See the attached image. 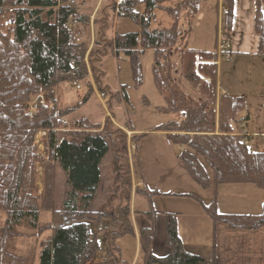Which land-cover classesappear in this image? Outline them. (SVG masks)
I'll return each instance as SVG.
<instances>
[{
  "label": "trees",
  "instance_id": "1",
  "mask_svg": "<svg viewBox=\"0 0 264 264\" xmlns=\"http://www.w3.org/2000/svg\"><path fill=\"white\" fill-rule=\"evenodd\" d=\"M168 1H173L165 7L173 24L152 27L156 8ZM202 1L205 0L113 1L110 7L114 13L131 18L140 30L108 38L105 30L97 27V11L92 23L93 46L89 48L91 15L81 13L75 1L0 0V264H35L37 260L38 264H90L100 250L98 232L106 233L111 249L118 237L134 233L132 194L135 191V196H150L152 192L133 184L137 163H132L128 155L127 134L109 119L104 124L86 117L68 120L78 106L61 108L56 103L55 90L60 83L84 81L89 95L94 90L88 80L91 73L94 84L101 88L103 58L110 53L122 52L131 60L139 86L140 55L153 50L154 81L164 95V104L158 109L182 114L180 121H168L157 129L184 146L179 154L180 165L199 185L209 187L211 183L215 190L221 185L240 184L264 188V151H252L241 128L242 121L247 120L239 117L246 108V98L218 95L219 68L211 62L215 52L180 42L188 34L181 30L182 16L198 14ZM225 1L221 27L230 32L234 4L233 0ZM140 3L145 6L143 12L136 10ZM72 19L78 26L65 27ZM253 31L258 36V54L264 55V0L255 1ZM98 44L101 48L97 49ZM122 92L120 98L114 97L127 102L124 87ZM40 94L52 105L39 102L38 112L29 114L26 105ZM124 125L128 131L132 128L129 121ZM67 127L73 129V137L64 132ZM40 130L47 132L45 161L38 156L34 140ZM118 135L121 144L113 162L114 191L119 201L111 211H98L94 201L101 185L100 165ZM131 138L135 141L137 135ZM58 162L68 183L62 209L56 207ZM39 164L43 168L40 193ZM203 207L213 224L223 223L231 229L264 228V204L260 214L218 213L214 203ZM42 211L51 214L46 223L40 222ZM147 216L151 224L139 231L143 264H215L214 242L209 260L183 247L176 214H166L168 253L154 254L151 246L156 235L155 215L148 212ZM105 220L109 224L103 226ZM24 228L40 236L49 233L37 254L24 256L9 250L10 240L24 236ZM113 257L102 264H124L119 257Z\"/></svg>",
  "mask_w": 264,
  "mask_h": 264
},
{
  "label": "rangeland",
  "instance_id": "2",
  "mask_svg": "<svg viewBox=\"0 0 264 264\" xmlns=\"http://www.w3.org/2000/svg\"><path fill=\"white\" fill-rule=\"evenodd\" d=\"M113 1L125 0H75L81 13L92 15L94 11V14L99 11L96 16L98 19L97 27L104 29L108 38H112L116 34L138 32L140 30L139 25L131 18L118 16L114 13L110 7ZM215 3L216 0L202 1L198 14L190 18L182 16L180 27L183 33L187 32L188 34L184 38L182 36L180 42L187 44L189 47H201L215 52L218 25ZM172 4L173 1H168L163 4V7L156 8L152 27H170L173 24V19L165 8ZM225 4H223V10L226 7ZM144 9L143 3L138 4L136 8L139 12H143ZM90 18L92 23L93 17ZM188 21H190V25ZM189 26L191 29H189ZM90 28L91 42L89 48H92L93 27L90 26ZM86 31L88 32V28ZM96 48H101V46L99 45ZM139 59L141 65V83L139 86H137V78L131 60L120 52L119 55L110 53L103 58L101 88L94 84L93 76L90 73L88 80L92 83L94 90L89 95V86L84 81L80 82L82 85L81 90L75 89L73 84L67 82L60 83L55 90L56 103L59 107L78 106V109L67 118L68 120L86 117L93 123L104 124L109 119L127 134L129 138L127 143L128 155H132L130 156L132 163H137L136 172L133 173V184L139 186L137 184L141 183L140 190L152 192L150 196L140 193L135 196V191L133 192L131 214L134 233L118 237L115 240L113 249H111L106 233L102 231L97 233L100 250L90 261V264H102L106 258L110 259L113 256V258L119 257L124 264H143V253L139 246V231L151 224L147 216L148 212L155 215L156 235L151 246L154 254L164 256L168 253L169 248L165 244L166 214H176L177 231L183 247L209 260L214 237V224L209 215H203L205 211L203 206L214 203L218 213L246 211L245 209L249 205L254 206L256 209L258 208V201L256 203L254 201L256 198L264 197V190L259 191L257 186L251 184L221 185L215 190L211 183L209 187L199 185L183 170L179 162V154L184 146L180 147L169 139L167 132L157 129L158 126L168 121H180L182 114L162 112L158 109V106L164 104V95L157 90L154 81L153 50L147 49L140 55ZM234 59L235 56L233 61ZM239 61V65H241L243 60L238 59L237 62ZM86 62L88 63V58H86ZM225 62L226 60L223 59L222 64ZM233 64L235 65V63ZM228 67V71L226 67L224 68L222 86L231 81L229 74L234 68L232 66V68ZM122 87L126 90L127 102L123 100L119 102L114 97L117 95L120 98L123 95ZM184 89L189 90V87L184 85ZM103 91L106 93L104 98L100 97ZM189 92L192 93L191 90ZM86 96L87 99L85 100ZM242 115H244V112L240 113L239 117L243 118ZM126 121H129L132 125L130 131H132L133 136L137 135L135 141H132V134L124 127ZM64 132L66 134L71 133L69 135L71 136L74 131L72 128L67 127ZM38 133L39 131L34 139L35 146L38 156L45 161L47 136ZM120 139L121 136L118 135L116 137L117 142H111L109 150L100 165L101 185L94 201V207L98 211H111L113 205L119 201L114 191L113 160L117 148L121 144L118 142ZM129 143H131L130 147ZM250 143V147H252L254 141L252 140ZM131 145H134V147L131 148ZM119 152L123 153L121 149H119ZM129 167L132 168V165ZM208 172L211 174L210 169H208ZM42 175L43 168L39 164L37 170L39 193L43 187ZM67 191V175L58 162L56 182V207L58 209L64 207ZM191 194H195V196ZM50 217V212L42 211L40 222L46 223L50 220ZM106 224H109V222L105 220L102 225L106 226ZM1 225L2 221L0 222ZM21 230L25 235L12 238L9 242V250L24 256L37 254L40 250L41 241L47 238L49 233L40 236L37 232L34 234L35 231L29 228ZM35 264H38V260Z\"/></svg>",
  "mask_w": 264,
  "mask_h": 264
},
{
  "label": "crops",
  "instance_id": "3",
  "mask_svg": "<svg viewBox=\"0 0 264 264\" xmlns=\"http://www.w3.org/2000/svg\"><path fill=\"white\" fill-rule=\"evenodd\" d=\"M255 1L233 0V26L232 30L227 32L221 27L222 7L226 1L216 0L215 10L218 25L215 56H220L221 59L218 62V95L227 94L246 98V108L241 112H244L241 119L247 117V120L242 121L246 125L243 131L249 136V147L250 142L254 141L250 149L258 152L264 151V55L258 54V36L253 31ZM223 59L226 60L224 64H222ZM238 59L243 60L241 65H239L240 61L237 62ZM228 66L234 68L229 74L231 81L222 86L224 68L226 67L228 71ZM128 132L132 134L131 131ZM257 189L264 190L260 187ZM257 201L258 208L256 209L249 205L245 209L246 211L231 213L260 214L264 197L256 198L254 202ZM203 215H206L205 211ZM213 231L215 264H264V228L257 230L231 229L223 223H217L213 225Z\"/></svg>",
  "mask_w": 264,
  "mask_h": 264
},
{
  "label": "built area",
  "instance_id": "4",
  "mask_svg": "<svg viewBox=\"0 0 264 264\" xmlns=\"http://www.w3.org/2000/svg\"><path fill=\"white\" fill-rule=\"evenodd\" d=\"M70 2H74V0H70ZM7 24V23H6ZM8 24H11L10 22H8ZM77 25V21L75 19H72L70 21H68L64 26L67 27V28H74L75 26ZM74 87L77 89V90H80L82 88V86L79 84V82H74ZM39 100L42 102V103H45V100H44V97L43 96H40L39 97ZM27 110L30 114H33V113H36L37 112V107H36V101L29 104L27 106ZM39 135H42V136H46V132L45 131H40L38 133ZM133 148V147H132Z\"/></svg>",
  "mask_w": 264,
  "mask_h": 264
}]
</instances>
